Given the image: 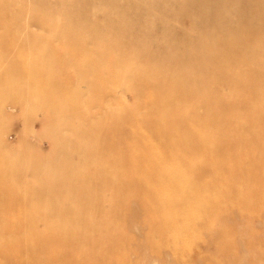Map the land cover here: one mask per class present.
Instances as JSON below:
<instances>
[{"label":"rangeland","instance_id":"obj_1","mask_svg":"<svg viewBox=\"0 0 264 264\" xmlns=\"http://www.w3.org/2000/svg\"><path fill=\"white\" fill-rule=\"evenodd\" d=\"M204 4L0 0V264H264V111L256 94L252 101L250 91L229 94L223 86V100L235 103L226 115L233 127L211 160L204 152L169 154L165 145L150 146L157 160L173 159L160 173L162 183L151 184L171 203L143 195L145 182L122 181L140 192L129 194L128 187L121 194L120 181L112 180L124 172L131 177L141 164L137 157L146 155L135 146L140 139L118 136L116 118L129 117L125 128L146 132L145 118L158 120L155 113L164 109L149 86L140 101L133 94L144 76L204 73V52L226 42L245 45L246 60L260 50L256 63L264 66V35L245 37L253 30L264 34V0H216L211 10ZM227 34L230 41L222 40ZM203 93L185 108H201ZM143 131L140 137L149 133L159 141ZM118 143L124 148L114 147ZM146 168L149 173L139 174H151ZM159 202L170 203V213Z\"/></svg>","mask_w":264,"mask_h":264},{"label":"bare ground","instance_id":"obj_2","mask_svg":"<svg viewBox=\"0 0 264 264\" xmlns=\"http://www.w3.org/2000/svg\"><path fill=\"white\" fill-rule=\"evenodd\" d=\"M204 1H206L208 4H204V5L201 6V8L203 10H211V7L209 6V4L213 5L216 2V0H204ZM231 6H232V4H231ZM197 9H199V8L197 7ZM199 12H200V10H199ZM186 14H188V13H186ZM237 14H239V12ZM240 14L242 15L243 13L240 12ZM222 17H220V18H222ZM236 17H237V15H236ZM251 18H252L251 20H253V17H251ZM242 19H243V17L241 18V20ZM213 20L215 21V19H213ZM220 20L222 21V19H220ZM227 20H229V19H227ZM215 23H216V21H215ZM239 23H241V21H239ZM223 24L224 23H222V26H223ZM226 24H227V22H226ZM251 27H252V25H251ZM202 31H205V30H202ZM186 32L187 31H185L184 34ZM223 32H225V28H224ZM215 33H217V32L215 31ZM218 34H214V35L216 36ZM263 35L264 34H262V32L253 30L251 33L247 34L245 37L248 38V36H249L252 39L254 37H263ZM185 36H186V34H185ZM57 37L62 38V36L60 34H58ZM188 38H190V37H188ZM216 38L217 37H215V39ZM227 39H229L228 41H230V35L229 34L225 35L222 38V40H224V41H227ZM182 40H183V38H182ZM179 46L177 45V48ZM183 46H185V45H183ZM187 46L189 47V45H187ZM172 48H174V47L172 46ZM244 48H245V45H242V44L230 45V42H226V44H224V46H222L221 50H219V51H216V50L208 48L206 50V52H204L205 55L207 56V60L205 61L206 68H204L205 72L204 73L200 72V69H197L193 73V75L186 76L183 79L176 78L174 76H170V77L169 76H164V77L158 78L156 81H154V80H152V78L149 79L147 76H144V78H145L144 79V86H139L138 85V88L134 89L136 91H134L133 94H135V96H136V98L138 100L140 93L143 91V89L148 90V86H149L150 89H152L156 93L160 94L159 99H154L153 100L154 103L158 102L164 108L163 110H158L155 113V114H159V117H161V118H159L160 120L159 119L156 120V119H152L150 117H146L145 118L146 122H142L143 124H141L144 127V123L145 124L148 123L149 126H150L149 127L150 128L149 131L151 130V131H153L155 133V135H158L157 137L159 138V141H157L158 139L155 140L153 138L151 139V137L150 138L147 137V136H151V135H149V133H147V132H149L147 130L148 129L147 127H146L147 129H145L146 132L143 131L144 128L142 129L143 133H147V135H145V136L142 134L143 135L142 137L139 136V134L142 132L141 130L139 132V131H135L134 129L133 130L130 129V128L127 129L128 126H127V128H125L124 125L126 124V121L128 123L129 117L116 118L115 121H116V124L118 125V129H117L118 136L123 137L126 140H132L133 139L135 141L137 138H138V140L140 139V143L135 145V146H137L139 149H141L142 152L144 151L143 152L144 154H142V152H140L141 155H145L146 154L145 156H141L140 158H138L139 156L137 157L138 164H139V162H141V164H139L138 167L136 166L137 168L132 170L133 174L132 175L130 174L131 177H127V175H125V173L128 174L129 172L128 173L127 172L121 173L123 171H120L121 176L119 177V179H117L118 176L117 177L113 176L112 180H114V181L119 180L120 181L119 183H117V190H119V192L121 194L124 192V189H127L129 187V192H128V189L126 190L129 194L130 193L133 194L136 191H138V192L141 191V193H143V195L148 196V197L151 196L152 198L156 199L157 201H161V199H163V200L165 199V197H166L165 193H164L165 191L164 190L162 191L161 189H156V188L152 187L151 184L153 182L156 183V182H159V181H161V183H162V181L165 179V177L161 176L160 173L165 169V166L167 164H171L169 161H171L173 159H169V157H167L169 159V161L168 160H166V161L164 160V162H161V161L156 159L157 157H155V155L156 156L159 155V152L157 154L154 152L155 153V155H154L152 150H151L152 153H150V155L153 154L154 156L153 155H151V156L149 155L148 156L147 153L150 150L149 148H150V146H153L154 144H156L155 145L156 148H157V146L162 147V145H165V146H163V148L164 149L166 148V150L169 152V154L179 151L180 153L184 152V153H188V154H192V155L198 156L199 153L204 152V156H206L209 160H211V159H213L215 157L214 153L216 151V145L217 144L219 146H223V145H227L228 144V141L225 140L226 135H227L226 132L227 131L231 132L232 130H230V129L233 127V125H231L232 127L230 128V116L228 117L226 115L230 114V107H232L233 104H235V103H233V102L230 103V102H226V101L223 100L222 97H224L223 95H224V92H225V89L223 88V86H226V90L228 91L229 94H231L233 92H236L238 90H243L244 94L243 93L242 94L246 95L247 93L245 94V91H247V92L250 91L251 94L248 93V95L252 96V97L249 96V97H251L252 101H253V99H256L255 96H254V94H256L259 101L256 100L254 102H256V103L257 102H261L262 106L261 105L260 106H261L262 110L264 111V107H263L264 106V66L256 63V59L260 55L259 53H261V51L256 49V48H254L252 50L253 53L251 55V59H249L251 61L250 62L249 60H246V59L242 58V52H243ZM169 50H170V48H169ZM183 52H185V51L183 50ZM164 53H166V51ZM204 53L200 52L199 55H195L194 58H193V63L194 64L199 63V60H200L199 56L204 54ZM190 55H191V53H190ZM190 55H188L187 51H186V55H185L186 58H187V56H190ZM239 58H242V61H240L241 63L240 62L236 63V61ZM180 61H181V59H180ZM186 62H188V61H186ZM255 63H256V65H255ZM239 70H241L242 73L241 72L238 73ZM204 91H205L206 99H203V103L201 104V106H202L201 108H194V109H191V110L185 108V104H188L189 102H191L195 98H201L202 94L204 96V93H203ZM239 92H237V93H239ZM252 93H254V94H252ZM243 95H242V97L244 98ZM238 96H239V94H238ZM239 98H241V97H239ZM251 99H249V100L251 101ZM239 100H241V99H239ZM139 101H140V98H139ZM252 101L250 103L255 106L256 103H254ZM152 105H154V104H152ZM247 105H250V104H247ZM257 105H258V103H257ZM245 106H246V104H245ZM233 107H235V106H233ZM238 107H239V105H238ZM246 107H245V110H247ZM250 107H252V106H250ZM242 108H243V106H242ZM252 108H254V107H252ZM256 108L260 109L258 107H256ZM232 109H234V108H232ZM238 109H240V107ZM242 110H241V112H243ZM249 111H252V109L249 110ZM257 111H255V112H257ZM245 113H247V111ZM248 113L250 114V112H248ZM253 113H251L249 116L250 117L253 116L252 115ZM254 115H255V113H254ZM135 116H136V114H135ZM170 116H172V117L176 116V117H175L174 120H171L170 122L168 121V123L167 122L165 123L164 121L167 118H170ZM260 116L262 118V115H260ZM243 117H244V115H243ZM255 117L260 118L259 115L258 116L256 115ZM262 121L260 120V123ZM260 123H259V127L260 126L262 127V125H264V124L260 125ZM237 125H239L238 126L239 129L242 128V127L245 129V127H246L245 126L246 124L244 125L245 127L244 126H240V123H238ZM249 125H247V126H249ZM250 126H252V124ZM256 126L257 127H253V128H258V124ZM263 127L261 129H263ZM136 128L138 129V127H136ZM139 129H141V128H139ZM248 129L249 128L247 127V130ZM250 129H252V128H250ZM247 130H246V132H247ZM241 131H239V132H241ZM248 131L253 134V131L252 132L250 130H248ZM136 132L138 133V135L136 134ZM249 132H248V134L246 133L247 136L251 135ZM257 132H260V131H257ZM260 133H263V132L261 131ZM243 134H245V133H243ZM255 134H257V133H255ZM135 135H137V137ZM262 135L259 134L260 137ZM243 136H242V138H244ZM253 138L254 137H252V139ZM148 139H150L151 141L155 140L157 142L150 145V143H148V142H150V140H148ZM238 139H240V138H237V141H238ZM249 139L251 140V136H250ZM250 140L247 139L248 142ZM254 140L256 142H258L257 139H254ZM239 141L242 142V140H239ZM252 141L253 140H251V142ZM236 143H240V142H236ZM243 143H244V141H243ZM243 143H242V145H243ZM125 144H128V143H125ZM121 145H122L121 143L114 144V147L116 146L118 148ZM242 145H239V146H242ZM246 145H248V144H246ZM129 146L133 147V145H129ZM155 146H154L153 149H155ZM251 146H252V143H251L250 147ZM253 146H256V145H253ZM122 148H124V144H123ZM240 148H245V147H240ZM219 149H221V148H219ZM130 150H131V148H130ZM151 151H149V152H151ZM132 153H133V151H132ZM140 153H139V150H138V154H140ZM169 154H167V155H169ZM176 157H174V158H176ZM176 160H177V158H176ZM178 160H180V159L178 158ZM120 162H121V160H120ZM184 163H185V161H184ZM174 164H175V162H174ZM136 165H137V163H136ZM176 165L178 166V164H176ZM148 166L151 167L152 170H151V174L146 176L147 174H145L144 172L149 173V172H147V168H146ZM153 166H155V168ZM183 166H185V165H183ZM183 166H180V167H183ZM141 169H143V171L144 170L145 171L143 172V174L141 173V175H140L139 171ZM178 171L180 172V170H178ZM171 179H172V177H171ZM126 180H127V183H130V184H132L134 182L135 183L145 182L146 186L144 188L141 187L140 191L138 190L139 188H135V187H132V186H128L127 188H124V185H122V183L124 181H126ZM182 180H180V181H182ZM155 186H157V185H155ZM172 189H173V187H172ZM110 190H111V188H109L108 191H110ZM162 192L164 193L163 194L164 198L161 197ZM173 192H175V191L173 190ZM123 195H125V194H123ZM166 200L167 199H165L164 201H166ZM168 200L170 201V199H168ZM164 201H163V203H166ZM152 202L155 203L154 200ZM163 203H162V205H163ZM170 203H171V201H170ZM169 204L168 205L164 204V205L166 207H168ZM135 206H137V205H135ZM153 206H156V205L153 204ZM159 207H160V202H159ZM162 207H160V209ZM169 207H170L169 208L170 210H169L168 213H170V211L172 209L171 205ZM162 210H165V208L162 209ZM167 210H168V208H166L165 211H167ZM162 212L163 211H161V213H160L161 215L164 214V212L163 213ZM158 213H159V211H158ZM166 213L167 212H165V214ZM171 214H169L168 216H170ZM161 218L160 217L158 218L159 219V224L162 223L160 221L165 220L164 217H163L164 218L163 220H161ZM167 219H168V217H167ZM165 223H166V221H165ZM165 223H162V224H165ZM169 225L170 224H168L166 226H169ZM161 226H162L161 229H163L165 227V226L163 227V225H161ZM138 227H137V229H138ZM161 229H160V231H161ZM168 229L166 231H168ZM1 234H2V232H1ZM1 234H0V236H1ZM3 234H2V236H3ZM174 234L175 233H173V235ZM1 239H2V237H1ZM151 263H152V261H151Z\"/></svg>","mask_w":264,"mask_h":264}]
</instances>
